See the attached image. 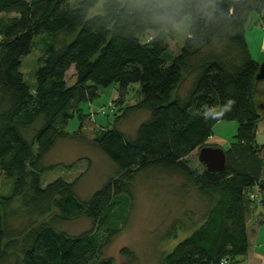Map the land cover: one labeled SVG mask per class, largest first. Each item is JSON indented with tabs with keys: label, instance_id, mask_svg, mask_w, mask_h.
<instances>
[{
	"label": "trees",
	"instance_id": "16d2710c",
	"mask_svg": "<svg viewBox=\"0 0 264 264\" xmlns=\"http://www.w3.org/2000/svg\"><path fill=\"white\" fill-rule=\"evenodd\" d=\"M100 1L0 0V173L10 181L8 193H0V264L13 256L14 264H113L103 253L125 227L133 180L151 170L179 177L206 206L201 223L161 264H242L253 218L264 225V208L255 217L250 200L257 187L264 193V144L255 139L264 111L255 101L259 64L245 38L252 16L264 26V0H102L99 7ZM186 16L188 32L172 56L174 26ZM33 48L41 56L29 87L21 58ZM133 84L138 100L121 108ZM111 86L118 91L108 110L115 120L97 127L80 106ZM134 114L145 118L127 135L121 123ZM40 117L28 141L23 129ZM75 117L79 129L70 132ZM219 122L237 124L225 169L209 173L201 164L199 170L189 157L210 147ZM88 124L95 129L90 145L114 174L82 200L76 180L43 184L42 177L58 166L44 165L55 144L83 139ZM18 200L33 222L16 233L6 228L5 213ZM82 217L91 222L87 232L57 229ZM120 253L134 261L128 250Z\"/></svg>",
	"mask_w": 264,
	"mask_h": 264
},
{
	"label": "rangeland",
	"instance_id": "374dc122",
	"mask_svg": "<svg viewBox=\"0 0 264 264\" xmlns=\"http://www.w3.org/2000/svg\"><path fill=\"white\" fill-rule=\"evenodd\" d=\"M76 1L70 0V4H74ZM101 5L102 0L99 3V7ZM13 16L11 14L8 17ZM189 25L190 17L186 16L174 26V40L169 42V52L172 56L179 53ZM249 29L252 28H247V33L250 34L252 32ZM261 33L263 34L262 31ZM40 56L41 50L33 48L29 55L21 58L20 70L23 74L24 82L29 87L35 84L34 75L38 68ZM68 85H73V82L69 81ZM256 87L258 92L255 93V101L257 103L264 102V96L261 93L264 89V83ZM115 89H110L108 92L100 94L93 101L92 115L88 105L86 103L81 104L84 114L90 115V119L97 124V127L109 128L115 120V116L108 111L112 99L111 96H116L118 93L117 89ZM137 90L138 85L136 84L127 87L121 98V108L126 105H133L138 100ZM104 106L107 108V111H105L107 114L101 111ZM112 106L114 105L112 104ZM117 109H119L118 106ZM121 110L117 111V113L120 114ZM144 118L145 115L134 114L122 121L121 129L125 134L132 135ZM223 123L227 124V122ZM42 124V118L40 117L32 127L23 129L25 138L31 141ZM92 126L88 124L81 128L82 132L80 134L84 136L83 139L71 138L58 141L55 144L46 155L44 165L45 167L53 166V168L55 165L58 166L43 175V184L57 177H62L67 181L76 180L77 195L82 200H86L99 189L108 177L114 174L112 164L88 141L95 130ZM68 127L71 131L74 128V130H78V120L73 119ZM189 161L193 167L199 170L202 169L196 154L191 155ZM9 187L10 181L0 173V193L7 194ZM131 192L133 203L125 227L106 248L103 257L112 259L113 264H161L163 256L170 252L177 243L190 234L194 227L201 223L206 206L194 191L189 189L186 192V189L182 188V180L179 177L171 176L158 170H151L137 175L132 182ZM20 205V200L14 202L5 213V226L10 232L17 233L24 226L33 222V219L21 213ZM47 219L48 217L38 220V223ZM253 222H255V218H253ZM174 223H176L177 229L171 233L170 230ZM57 229L76 236L89 231L91 222L82 217L66 221L60 224ZM123 249L128 250L132 254L134 261L121 255L120 252ZM15 260L16 257H10L7 259L6 264H14Z\"/></svg>",
	"mask_w": 264,
	"mask_h": 264
},
{
	"label": "crops",
	"instance_id": "0c3cea01",
	"mask_svg": "<svg viewBox=\"0 0 264 264\" xmlns=\"http://www.w3.org/2000/svg\"><path fill=\"white\" fill-rule=\"evenodd\" d=\"M260 25L261 23L259 17L255 15L252 16L251 21L248 25V27L252 28L249 29L252 33H247V30L245 34L246 42L249 46L250 53L253 59H255L259 65L264 62V35L260 31ZM110 89H115V87L111 86L106 90H102L100 91V94L106 93ZM111 98V102L116 101L118 98V94H116V96L112 95ZM87 105L90 108V114L92 115L93 113L91 110L92 108H94L93 102L88 103ZM80 109L83 115H85V112L82 110L81 106ZM74 120H77L76 117L74 118ZM74 129L73 131H75ZM68 131L73 132L70 130L69 127ZM236 132V123L231 122L225 124L223 122H219L214 126L212 130V135L207 141V145H210V147L213 148H220L225 152L229 148V145L233 142V138L235 137ZM255 139L258 145L264 144V122L259 123L256 130ZM194 154L197 155L198 152H195L192 155ZM248 241L249 251L247 253V257L244 259V262L242 264H264V225L259 226L256 224V221L251 223L248 229Z\"/></svg>",
	"mask_w": 264,
	"mask_h": 264
},
{
	"label": "water",
	"instance_id": "95a60500",
	"mask_svg": "<svg viewBox=\"0 0 264 264\" xmlns=\"http://www.w3.org/2000/svg\"><path fill=\"white\" fill-rule=\"evenodd\" d=\"M256 85L264 83V62L259 65L255 76ZM264 96V89L261 91ZM260 111H264V102L257 105ZM197 159L205 167L206 172L222 173L225 169V152L220 148L203 147L198 151Z\"/></svg>",
	"mask_w": 264,
	"mask_h": 264
},
{
	"label": "built area",
	"instance_id": "2783aa9c",
	"mask_svg": "<svg viewBox=\"0 0 264 264\" xmlns=\"http://www.w3.org/2000/svg\"><path fill=\"white\" fill-rule=\"evenodd\" d=\"M260 30L263 32L264 35V26H261ZM263 45H264V41H263ZM108 108H111V105H109ZM106 109H107L106 107H103L101 108V111L105 112ZM250 200L253 202L254 207L257 209V213L255 214V217H257L261 209L264 208V193H262L260 189L257 187L255 191L250 194Z\"/></svg>",
	"mask_w": 264,
	"mask_h": 264
},
{
	"label": "clouds",
	"instance_id": "9594fccd",
	"mask_svg": "<svg viewBox=\"0 0 264 264\" xmlns=\"http://www.w3.org/2000/svg\"><path fill=\"white\" fill-rule=\"evenodd\" d=\"M225 111L227 110V106L225 107V109H224ZM220 114H222V113H220Z\"/></svg>",
	"mask_w": 264,
	"mask_h": 264
}]
</instances>
